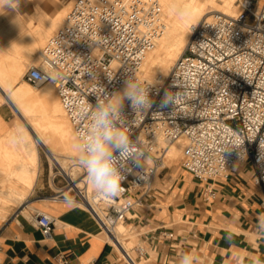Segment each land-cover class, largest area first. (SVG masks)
Here are the masks:
<instances>
[{"label":"built area","instance_id":"1","mask_svg":"<svg viewBox=\"0 0 264 264\" xmlns=\"http://www.w3.org/2000/svg\"><path fill=\"white\" fill-rule=\"evenodd\" d=\"M237 6L234 15L216 12L192 25L188 44L167 78L153 83L139 72L160 31L159 1L74 0L63 26L41 50L40 63L27 68L28 82L57 84L82 149L100 106L114 110V128L129 138L127 152L113 153L116 168L126 177L117 196L89 191L83 166V184L72 185V195H59L89 209L108 236L118 223L136 218L137 207L148 205L163 152L181 136L188 140L182 164L196 179L227 178L248 160L264 210V0H239ZM127 83L147 88L152 107L133 108L125 96L117 101ZM166 90L178 95L174 105L161 107ZM207 192L214 195L212 187ZM31 219L45 238L52 237L51 213L36 209ZM160 234L176 237L165 226ZM118 242L113 241L122 257L134 262ZM135 249L140 257L148 252L143 241ZM61 259L66 263L64 255Z\"/></svg>","mask_w":264,"mask_h":264},{"label":"crops","instance_id":"2","mask_svg":"<svg viewBox=\"0 0 264 264\" xmlns=\"http://www.w3.org/2000/svg\"><path fill=\"white\" fill-rule=\"evenodd\" d=\"M59 1L53 11H36L27 25L19 14L11 17L0 34L16 37L3 49L16 47L22 54L30 52V24L36 38L45 39L49 33L41 24L49 30L58 26L55 17L63 9ZM4 56L0 52V60ZM6 123L7 114L0 107V137ZM254 174V169L251 172L243 167L227 178L199 180L186 171L170 177L173 182L167 190L155 188L149 207H137V217L130 220L146 228L141 237L148 246L145 256L155 254L152 264H181L185 254L193 257V264H264L263 193ZM38 179L39 175L25 197L8 196V201L0 203V264H127L89 209L65 198H47ZM209 187L214 190L211 197ZM16 199L17 203L8 205ZM36 209L54 216L51 238H45L31 219ZM163 226L176 237L162 236Z\"/></svg>","mask_w":264,"mask_h":264},{"label":"bare ground","instance_id":"3","mask_svg":"<svg viewBox=\"0 0 264 264\" xmlns=\"http://www.w3.org/2000/svg\"><path fill=\"white\" fill-rule=\"evenodd\" d=\"M157 1L162 6L160 31L154 44L147 51L139 72L142 79L153 83L162 82L167 78L188 44L192 25L206 17H211L216 12L234 15L238 11L233 0H226L222 6L217 4V0ZM72 4L71 0H61L63 9L55 17L57 23H62L60 27L63 26ZM30 26L29 44L36 45L43 42L45 39L39 41L33 32L32 24ZM41 27L51 33L58 26L52 30L43 24ZM53 35L48 37L47 42ZM23 56L33 55L26 52L21 56L16 55L0 61V103L6 99L10 100L18 115L0 137L2 161L0 162V203L8 201L6 200L8 196L25 197L27 192H31L40 174L38 143L44 145L48 155L70 180L74 181L77 176L83 175L81 159L85 153L61 103L57 84L46 82L34 85L25 80L23 75L27 61L22 58ZM124 90L125 86L117 93V101L124 97ZM187 143L188 140L184 136L170 142L163 152L162 166L165 158L171 162L180 156L183 157ZM32 164H35L34 167ZM82 184L83 180H80L74 183V186ZM86 186L89 191H93L90 182ZM15 201L17 202V199ZM130 238L131 232L127 230L124 222L115 225L109 236L112 242L119 241L120 246L130 254L134 261H130V264H141L127 247Z\"/></svg>","mask_w":264,"mask_h":264},{"label":"rangeland","instance_id":"4","mask_svg":"<svg viewBox=\"0 0 264 264\" xmlns=\"http://www.w3.org/2000/svg\"><path fill=\"white\" fill-rule=\"evenodd\" d=\"M225 1L226 0H217V4L222 6V4ZM233 1L235 3V7L238 8L237 3L239 0H233ZM259 1L262 2L263 0H259ZM59 2H60L59 0H0V30L4 29L6 25L8 24L10 18L16 14H19V17L21 18V21L23 22V24L27 25L30 16L34 14L36 11L44 12L48 9L49 11H53L57 8L58 6L57 3ZM73 2L74 0H71V4ZM61 25L62 23L59 22L56 30L49 33L43 42H40L36 45H30V53L34 57L33 56L31 57L23 56L22 57L24 60L27 61L25 72L31 64L40 63V51L47 43L48 37L53 35L60 28ZM14 37H16V35L12 36L10 33L0 34V52L5 54V56L1 60L7 59L8 57L16 56V55L17 56L22 55L21 49H18L16 47L13 49H3V47L10 44V40ZM23 78H24V75H23ZM0 107H2V109L7 114V123H6V128H5L7 129L9 125L12 124L13 119L17 118L18 115H17L16 109L11 104L10 100L8 99L2 101L0 103ZM38 149H39V155H40L39 165H38L40 174H39L38 181H39V185L42 186L43 188L42 191H44L46 197L49 199H53L55 196H59L62 192H65L66 195L68 194L72 195L73 190H70V188L72 187V185H74V183L72 184L70 178L66 176L62 168L59 167V165L51 159V157L48 155L42 143H38ZM185 149H186V144H185ZM184 153L182 154L183 157H184ZM183 157L180 156L178 159L173 160L171 162H168L165 158V161L163 164L165 165V167L164 168L159 167L155 175L154 182H153V186L155 188L167 190L172 185V182H173V180L170 179V177H173L176 174H179L182 172L186 173L187 170L184 168L182 164ZM0 162L2 161L0 160ZM34 165L35 164H32L33 167ZM243 167H247L251 172H253L252 165L249 161L241 162L240 164L236 166L235 170H238ZM80 180H81V175L77 176L74 182H78ZM59 198H64V196H59ZM14 203H17V202L11 201L10 203H8V205L9 204L11 205ZM47 203H50V201H47ZM145 207H149V205H146ZM144 209H140V211L143 213L145 212ZM140 211L137 210V212L141 213ZM27 214H29V212ZM124 224L127 230L131 232V238L129 239V242L127 243V247L129 248V251L132 253L133 256H135V258L138 261L141 262V264H152V260L155 257V254L153 252L151 253L149 252L148 256L140 257L138 251H136L135 249V246L141 241L142 234L146 231V228L135 226V224L131 223L130 220L125 221ZM110 242L113 243L111 240ZM119 253L121 255V251H119ZM126 262L127 264H129L128 261Z\"/></svg>","mask_w":264,"mask_h":264},{"label":"clouds","instance_id":"5","mask_svg":"<svg viewBox=\"0 0 264 264\" xmlns=\"http://www.w3.org/2000/svg\"><path fill=\"white\" fill-rule=\"evenodd\" d=\"M177 95L166 90L161 100V107L174 105ZM124 96L133 108L142 111L148 110L154 103L149 90L137 83H127ZM113 111L108 106L98 107L94 115L91 133L83 145L85 155L81 159L93 190L105 198L117 196L126 179L116 168L113 153L114 151L124 153L129 149L128 136L113 126L111 119ZM136 166L140 167L141 165L137 163ZM141 179H146V177H141ZM181 264H193V257L190 254H185L181 259Z\"/></svg>","mask_w":264,"mask_h":264}]
</instances>
